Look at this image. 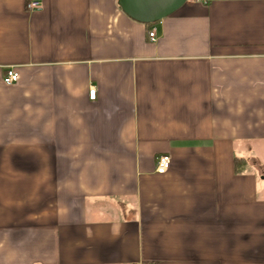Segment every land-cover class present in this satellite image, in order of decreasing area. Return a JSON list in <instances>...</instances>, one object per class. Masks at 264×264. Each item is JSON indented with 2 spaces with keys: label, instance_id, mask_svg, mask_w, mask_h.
Listing matches in <instances>:
<instances>
[{
  "label": "crops",
  "instance_id": "0c3cea01",
  "mask_svg": "<svg viewBox=\"0 0 264 264\" xmlns=\"http://www.w3.org/2000/svg\"><path fill=\"white\" fill-rule=\"evenodd\" d=\"M118 1L0 0V264H264V0Z\"/></svg>",
  "mask_w": 264,
  "mask_h": 264
},
{
  "label": "water",
  "instance_id": "95a60500",
  "mask_svg": "<svg viewBox=\"0 0 264 264\" xmlns=\"http://www.w3.org/2000/svg\"><path fill=\"white\" fill-rule=\"evenodd\" d=\"M188 0H119L118 5L131 19L155 24L178 11Z\"/></svg>",
  "mask_w": 264,
  "mask_h": 264
},
{
  "label": "built area",
  "instance_id": "2783aa9c",
  "mask_svg": "<svg viewBox=\"0 0 264 264\" xmlns=\"http://www.w3.org/2000/svg\"><path fill=\"white\" fill-rule=\"evenodd\" d=\"M204 2H207L208 0H203ZM42 8V4L40 1H31L28 5H27V9L28 11H38ZM149 40L154 43L157 41V36H156V30L153 29L151 30V32L149 33ZM19 73L16 71L15 68H9L6 70V73L4 75L3 78V82L4 84H6L7 86H11L14 85L15 83H17L19 81ZM96 91L95 90H91L90 91V98L93 100L96 98ZM171 166V157L169 155H162L157 159V167H156V173L158 175H164L166 174Z\"/></svg>",
  "mask_w": 264,
  "mask_h": 264
},
{
  "label": "trees",
  "instance_id": "16d2710c",
  "mask_svg": "<svg viewBox=\"0 0 264 264\" xmlns=\"http://www.w3.org/2000/svg\"><path fill=\"white\" fill-rule=\"evenodd\" d=\"M31 1L27 2V5L30 3ZM235 169L237 173H242L244 171V166H245V161L243 159H236L235 160Z\"/></svg>",
  "mask_w": 264,
  "mask_h": 264
}]
</instances>
